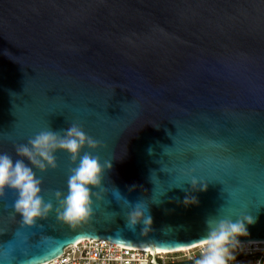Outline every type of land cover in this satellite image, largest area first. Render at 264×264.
<instances>
[{
	"label": "water",
	"instance_id": "obj_1",
	"mask_svg": "<svg viewBox=\"0 0 264 264\" xmlns=\"http://www.w3.org/2000/svg\"><path fill=\"white\" fill-rule=\"evenodd\" d=\"M73 122L113 161L94 232L73 235L63 251L118 232L126 240L115 243L152 251L201 243L205 218L240 187L254 195L255 223L238 239L264 241V0H0V152L15 158L14 144ZM56 162L37 172L45 199L65 185L69 158L57 152ZM181 166L210 179L206 191L184 207L186 192L173 187L150 205L148 236L174 243L140 246L112 185L134 203L151 195L150 170L167 186L168 170ZM13 199L6 191L0 200V225ZM239 200L234 192L229 203ZM41 231L71 235L54 217Z\"/></svg>",
	"mask_w": 264,
	"mask_h": 264
},
{
	"label": "clouds",
	"instance_id": "obj_2",
	"mask_svg": "<svg viewBox=\"0 0 264 264\" xmlns=\"http://www.w3.org/2000/svg\"><path fill=\"white\" fill-rule=\"evenodd\" d=\"M102 147L101 141L86 134L79 123L73 122L55 131L49 126L42 128L26 142L14 144L15 158L7 152H0V200L6 191L14 193L8 212L10 223L0 225V264H37V261L39 264H52L62 255L65 242L71 243L73 235L85 230L94 232L96 206L102 200L101 193L106 190L104 179L111 171L113 161L108 158L102 160L97 154ZM57 152H64L69 158L65 185L62 190H51L50 198L45 199L43 182L37 172L56 169ZM148 153L151 155V148ZM153 173L156 171L150 170L148 178L153 188L148 198L130 203L113 185L111 195L124 202L125 228L136 233L139 226L140 246L159 247L174 243V240L157 241L148 236L153 231L150 205L162 203L161 197L173 187L186 192L180 201L184 207L196 205L198 201L191 193L206 191L210 179L198 176L194 166H181L168 170L172 181L164 186L153 180ZM185 183L190 185L187 190L183 187ZM234 192L240 194V200L230 204ZM224 193H227V202L216 214L204 220V231L198 238L203 251L195 264H228L233 258L231 249L242 244L238 238L247 236V227L255 223V217L247 211L254 196L248 188L240 187ZM226 204L227 210L221 211ZM49 217H54L56 223L71 235L53 237L42 231L37 233L36 229L42 228ZM161 231L165 236L172 233L171 227ZM125 240L118 232L110 242ZM57 246L60 251L54 252ZM40 257L44 259L40 260Z\"/></svg>",
	"mask_w": 264,
	"mask_h": 264
},
{
	"label": "built area",
	"instance_id": "obj_3",
	"mask_svg": "<svg viewBox=\"0 0 264 264\" xmlns=\"http://www.w3.org/2000/svg\"><path fill=\"white\" fill-rule=\"evenodd\" d=\"M231 249L228 264H264V241H241ZM203 251L201 243L171 251L113 243L106 239L87 238L67 246L52 264H195Z\"/></svg>",
	"mask_w": 264,
	"mask_h": 264
},
{
	"label": "bare ground",
	"instance_id": "obj_4",
	"mask_svg": "<svg viewBox=\"0 0 264 264\" xmlns=\"http://www.w3.org/2000/svg\"><path fill=\"white\" fill-rule=\"evenodd\" d=\"M197 244H199V243H197ZM196 245V244H195ZM188 247V246H187ZM187 247H180V248H177V249H184V248H187ZM159 248V247H158ZM149 249V248H148ZM154 251H171V250H176V248H173V249H161V248H159V249H153Z\"/></svg>",
	"mask_w": 264,
	"mask_h": 264
}]
</instances>
